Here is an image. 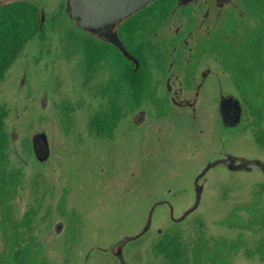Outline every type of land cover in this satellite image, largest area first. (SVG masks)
I'll return each instance as SVG.
<instances>
[{
	"label": "rangeland",
	"instance_id": "1",
	"mask_svg": "<svg viewBox=\"0 0 264 264\" xmlns=\"http://www.w3.org/2000/svg\"><path fill=\"white\" fill-rule=\"evenodd\" d=\"M63 1H33L46 14L45 38L27 41L0 81V103L11 108L6 120L12 138L14 164L10 167L21 164L19 155L23 173L21 189L7 201L11 218L0 232V252L8 247L13 223L34 205L38 209L31 229L21 225L19 230L43 242L47 264H81L79 249L89 251L90 244L104 241L112 230L115 235L138 232L152 213L155 227L169 226L168 204L154 206L153 199L164 197L179 215L192 199L193 178L211 163L201 205L177 223L181 238L186 241L199 230L211 238L234 240L241 234L240 250L229 256L230 264H264L259 254H247L260 236L257 226L241 230L233 223L228 225L235 211L244 219L249 217L248 211L239 208L253 200L264 175L257 168L231 171L217 161L221 152L264 161V147L250 129H245L244 122L224 130L217 128V135L206 114H198L197 122L174 117L169 126L166 121L144 123L139 128L126 123L116 131L113 141L87 134L81 112H68L63 122L57 107L75 86L77 75L62 52L74 48L78 33L77 26L60 10ZM37 132L47 136L49 156L45 161L37 160L34 153V157H27L22 149V143L31 142ZM148 162L155 166L149 174L141 173V165ZM185 189L190 192L185 193ZM259 195V205L264 207V191ZM58 200L66 201L64 213L57 209ZM73 212L80 218L81 232L75 253L70 255L66 254L63 233ZM197 219L203 224L198 225ZM137 242L136 249L131 246L127 251L135 264L142 263V254L147 264H163L160 256L151 253L148 235Z\"/></svg>",
	"mask_w": 264,
	"mask_h": 264
},
{
	"label": "flooded vegetation",
	"instance_id": "2",
	"mask_svg": "<svg viewBox=\"0 0 264 264\" xmlns=\"http://www.w3.org/2000/svg\"><path fill=\"white\" fill-rule=\"evenodd\" d=\"M12 1L16 0H0V5ZM68 1H63L60 10L77 26L78 33L74 48L62 52V56H65V62L76 68L77 81L73 88L71 86L61 105H68L69 112L82 113L87 134L96 139L113 141L122 124L128 123L129 127L132 123L139 128L144 123L156 125L166 121L169 126L174 117L197 122L198 114H206L215 135L217 128L224 130L244 122L245 129H250L260 147H264V138L262 142L257 138L260 128L264 137V0H152L131 14L110 21L104 27L79 25L77 19L70 15ZM38 8L42 27L46 14L39 6ZM113 39H117L121 46L114 43ZM233 46L243 48L246 52L248 47H253L255 55H249L245 59L255 63L260 60L257 56L260 49L262 66L258 69L255 64L251 72L241 69L237 71L233 66L231 70V66L228 67L227 64L232 58H228L227 49ZM238 60L239 58L233 59L235 62ZM131 66L133 69L141 68L142 75L147 79L144 86L136 90L138 99L132 97L130 88ZM247 95L256 97L257 101V97L262 96V119H259L258 110H253L244 99ZM57 109L60 110L59 107ZM98 111L106 112V116L110 118L105 122L107 126H112L109 133H98L91 128L98 122L93 123L90 118ZM114 111L117 114H113ZM115 116L118 117L116 123ZM218 136L221 137V133ZM217 161L231 171H252L257 168L264 175V161L259 157L246 158L221 152ZM154 166L150 162L142 164L141 173L149 174ZM210 167L211 163L193 178L192 199L179 215L174 214L173 205L164 197L153 199L154 206L168 204V218L171 221L169 226L155 227L152 213L142 225V233L124 231L115 235L112 230L104 241L90 244L89 251L84 253L79 249L83 257L81 264H120L117 244L127 236V240L121 245V252L129 264H135L127 254L128 248L132 246L136 249L137 241L147 235L151 253L160 256L163 264H167L164 253L155 251L154 246L167 231L180 234L177 223L185 221L201 205L207 190L206 173ZM150 177H146L145 183L148 184ZM188 191L190 189H185L184 192ZM263 191L264 183L255 189L253 200L245 205L253 206L257 198L259 204V194ZM65 204L66 201L58 200L57 209L62 208V213L65 212ZM37 209L38 206L30 205L26 210L30 212L31 219L27 230L32 227ZM241 209L248 211L243 208H239V211ZM7 212L11 218L10 211ZM237 214L240 220L244 219L241 214ZM235 216L228 225L233 223L241 230L248 227L239 225V221H233ZM69 219L70 224L66 226L63 240L67 246L66 254L71 255L75 253L74 245L81 231L77 213H71ZM196 223L202 225L203 221L197 219ZM17 229V222H14L10 235H14ZM137 234L139 235L135 236ZM238 235L234 240H237ZM211 239L214 242L221 238L206 237L199 230L186 241L182 239L186 243L191 264H194L193 248H197L203 241L210 249L213 244ZM229 240L232 239H225L224 243L219 244L227 246L230 244ZM38 242L42 245L43 255L45 246L42 241ZM240 246L238 250L232 249L229 256L239 252ZM204 252L202 251L203 255ZM140 258L141 264H147L143 254ZM202 261V264H209L207 260Z\"/></svg>",
	"mask_w": 264,
	"mask_h": 264
},
{
	"label": "trees",
	"instance_id": "3",
	"mask_svg": "<svg viewBox=\"0 0 264 264\" xmlns=\"http://www.w3.org/2000/svg\"><path fill=\"white\" fill-rule=\"evenodd\" d=\"M34 37H40L42 40L45 38L44 24L40 27V12L38 6L29 0H16L3 5H0V81L4 79L7 69L11 66L14 60L20 55L27 41ZM259 57L258 63L245 59L249 55L254 56V48L248 47L247 52L243 48L231 47L227 49L228 58H232L228 61L227 66L236 68L237 71L251 72L254 65L258 66V69L262 66L261 52H257ZM233 61V59H238ZM255 65V66H256ZM130 88L132 90V97L138 99L139 95L136 92L144 86L146 77L142 75L141 68L133 69L130 67ZM244 96V99L249 103L253 110L257 109L259 113V119L263 117V104L262 96ZM68 105L62 104L60 107V113L62 120H66L68 117ZM255 106V107H254ZM11 108L6 102L0 103V232L4 225L10 220L9 205L7 201L12 199L15 194L22 187V162L17 156L19 163L16 166L10 167L12 162V150L10 149L12 138L6 127V120L10 115ZM113 114H117L116 111ZM66 116V117H64ZM91 122H98L91 128L98 133H109L112 126H107L105 122L110 120L106 116V112L98 111L90 118ZM118 120V117H114V121ZM257 138L259 141H263V131L258 129ZM23 152L27 155L34 157L31 147V142L27 141L22 143ZM38 160V159H37ZM259 200V198H257ZM257 200L253 203V206L244 205L242 208L249 211V217L245 221L240 220V216L235 213V219L233 221L238 222L243 227H251L256 225L260 236L257 239L256 246L253 250L247 251L248 255L256 252L259 254V258L264 257V207L260 206ZM233 219V218H232ZM5 223V224H4ZM31 224L30 212L26 211L23 218L17 222V232L14 235H9L8 247L0 252V264H47L45 256L41 254L42 245L31 235H26L24 231H20L19 227L25 225L29 228ZM8 237V236H7ZM6 237V238H7ZM28 238V240H27ZM225 239H216L207 248V245L201 241V244L197 248H193L194 264H202L203 259L209 261V264H229V253L232 249L238 250L241 244V234L238 235L237 240H229L230 244L220 245L219 242L224 243ZM155 251H162L164 257L168 260L167 264H191L189 256L187 255L186 243L180 238V234L177 232H165L163 233L159 242L155 244ZM248 250V249H247ZM200 251L201 253H199ZM202 251H205L203 255Z\"/></svg>",
	"mask_w": 264,
	"mask_h": 264
},
{
	"label": "water",
	"instance_id": "4",
	"mask_svg": "<svg viewBox=\"0 0 264 264\" xmlns=\"http://www.w3.org/2000/svg\"><path fill=\"white\" fill-rule=\"evenodd\" d=\"M150 1L152 0H69L68 2L70 5V15L72 18L77 19L79 25L104 27L110 21L127 16ZM113 41L121 46L117 39H113ZM31 145L33 153L39 161H45L48 158L49 146L44 132L35 133L31 138ZM127 238L128 236L117 244V256L120 264H129L121 252V245L124 244Z\"/></svg>",
	"mask_w": 264,
	"mask_h": 264
}]
</instances>
